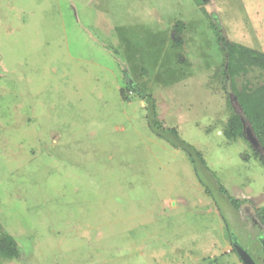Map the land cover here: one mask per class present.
Segmentation results:
<instances>
[{
    "label": "rangeland",
    "instance_id": "obj_1",
    "mask_svg": "<svg viewBox=\"0 0 264 264\" xmlns=\"http://www.w3.org/2000/svg\"><path fill=\"white\" fill-rule=\"evenodd\" d=\"M220 35L264 52V0H0V235L20 251L0 264H246L236 244L262 264L264 164L223 135Z\"/></svg>",
    "mask_w": 264,
    "mask_h": 264
},
{
    "label": "trees",
    "instance_id": "obj_2",
    "mask_svg": "<svg viewBox=\"0 0 264 264\" xmlns=\"http://www.w3.org/2000/svg\"><path fill=\"white\" fill-rule=\"evenodd\" d=\"M199 1L200 3L202 2V0H198V2ZM182 28V25H177L175 27L178 34H180ZM218 40L225 53V60L222 64V74L225 77L224 91L228 93L229 86L231 95L235 97L242 110V113L239 114L232 105L229 107L230 114L223 126V135L230 140L244 138L247 141L244 132V120H246L252 125L256 136L264 148V81L255 85L253 82L246 79L244 83L239 84L240 78H246V76L254 70H259L261 74L264 75V52L234 42L223 35H220ZM135 85V83H132L127 89L121 88V94L124 99L129 98L128 93L130 92V94L135 93L142 99L150 102L151 107L149 106V110L151 111V118L149 125L151 130L158 137L167 140L175 148L182 149L190 162L194 165L196 172H198L199 163L203 165L207 171H210L217 180L219 191L228 198L234 208L239 209L243 200L232 196L227 188L221 184L217 175L208 167L203 154L196 147L183 140L174 127H164L162 125L161 121L158 119L156 102L153 96L146 94ZM254 153L264 164V159L261 157L260 153L256 150H254ZM255 218L264 227V204L255 208ZM19 255L20 251L15 238L5 233L0 235V259L10 260L17 258Z\"/></svg>",
    "mask_w": 264,
    "mask_h": 264
},
{
    "label": "water",
    "instance_id": "obj_3",
    "mask_svg": "<svg viewBox=\"0 0 264 264\" xmlns=\"http://www.w3.org/2000/svg\"><path fill=\"white\" fill-rule=\"evenodd\" d=\"M232 101H235L234 103L239 108V111L237 110V112L239 114H241L242 110H241L237 100L233 96H232ZM244 132H245L247 140L250 142L252 147L256 151H258L260 153L261 157L264 159V148L262 147L258 137L256 136L252 125L246 120H244ZM235 247H236L237 251L239 252L240 256L243 258V260L245 261L246 264H255L251 255L249 254V252L244 247H242L239 244H236Z\"/></svg>",
    "mask_w": 264,
    "mask_h": 264
},
{
    "label": "flooded vegetation",
    "instance_id": "obj_4",
    "mask_svg": "<svg viewBox=\"0 0 264 264\" xmlns=\"http://www.w3.org/2000/svg\"><path fill=\"white\" fill-rule=\"evenodd\" d=\"M258 238H261V248H262V253H257L258 254V258L260 259V261H261V263L262 264H264V237H261V236H259ZM246 249V248H245ZM247 250V249H246ZM248 251V250H247ZM249 252V251H248ZM249 254H250V252H249ZM251 255V254H250ZM251 257H252V255H251ZM252 259H253V261H254V263L255 264H258L255 260H254V258L252 257Z\"/></svg>",
    "mask_w": 264,
    "mask_h": 264
}]
</instances>
